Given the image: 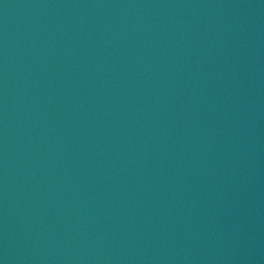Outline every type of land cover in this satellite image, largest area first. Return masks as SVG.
<instances>
[{
  "label": "water",
  "instance_id": "water-1",
  "mask_svg": "<svg viewBox=\"0 0 264 264\" xmlns=\"http://www.w3.org/2000/svg\"><path fill=\"white\" fill-rule=\"evenodd\" d=\"M0 264H195L97 0H0Z\"/></svg>",
  "mask_w": 264,
  "mask_h": 264
}]
</instances>
